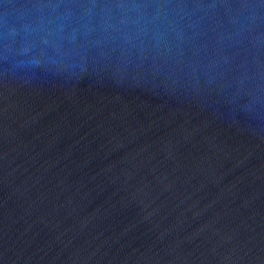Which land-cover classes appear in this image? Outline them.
<instances>
[{"label": "water", "instance_id": "water-1", "mask_svg": "<svg viewBox=\"0 0 264 264\" xmlns=\"http://www.w3.org/2000/svg\"><path fill=\"white\" fill-rule=\"evenodd\" d=\"M0 264H264V0H0Z\"/></svg>", "mask_w": 264, "mask_h": 264}]
</instances>
